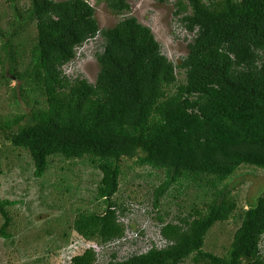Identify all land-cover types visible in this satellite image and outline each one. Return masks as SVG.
<instances>
[{
	"label": "trees",
	"instance_id": "16d2710c",
	"mask_svg": "<svg viewBox=\"0 0 264 264\" xmlns=\"http://www.w3.org/2000/svg\"><path fill=\"white\" fill-rule=\"evenodd\" d=\"M105 1L120 16L110 28H100L88 0H31L27 8L10 0L12 21L0 29V83L17 80L15 103H35L27 114L1 119L0 133L29 151L37 178L58 156L89 162L101 173L94 196L101 208H77L71 226L89 246L69 264H99L94 245L126 238L119 218L129 204L114 199L126 158L164 173L152 197L159 238L146 252L123 260L115 253L102 264H264V193L239 211L240 225L224 255L205 250L213 226L229 221L238 207L228 186H218L244 165L264 169V0H175V14L192 34L177 63L162 52L152 29L129 15L130 0ZM31 24L34 41L17 45ZM97 36L103 50L96 54V81L71 79L64 66ZM22 45L28 57L21 69ZM61 179L64 191L72 192L67 177ZM184 181L214 190L202 208L166 222L158 210L162 199L175 185L178 195L190 187ZM14 204L0 198L4 238Z\"/></svg>",
	"mask_w": 264,
	"mask_h": 264
},
{
	"label": "rangeland",
	"instance_id": "374dc122",
	"mask_svg": "<svg viewBox=\"0 0 264 264\" xmlns=\"http://www.w3.org/2000/svg\"><path fill=\"white\" fill-rule=\"evenodd\" d=\"M31 0H17L20 8H27ZM94 6L95 15L100 28L113 27L120 16L112 14L105 0H88ZM131 12L142 24L150 27L160 42L162 52L177 63L188 53V43L192 34L186 31L175 14V0L158 3L156 0H130ZM10 0H0V29L6 30L12 21ZM35 24L25 27L15 40L17 45L28 47L36 37ZM21 43V44H18ZM22 45L20 68L27 62L26 49ZM103 50L100 36L90 39L76 51V57L63 68L71 79L85 78L94 83L99 72L96 54ZM28 49L26 51V54ZM179 74L178 78H183ZM19 85L17 80L0 83V121L8 116L27 114L31 105L21 101L16 104L12 97V88ZM35 99L44 101L43 96L36 92ZM43 104V103H42ZM26 120L22 123L24 124ZM136 158L124 159L123 175L120 180L119 192L114 199L129 204L130 211L126 216L120 215V222L126 229V238L122 243L112 242L101 247L94 245L98 254V263L111 259L112 254L119 260L132 255L146 252L154 240L159 238L158 211L153 208V188L163 180L162 171L152 170L148 166L135 164ZM0 198L16 201L8 208L12 224L8 229L9 237L4 238L0 232V264H69L73 255L79 254L89 246L71 226L77 208L89 210L100 209L94 198L101 173L86 161H65L58 156L52 159L49 170L44 177L34 175V164L28 150L14 147L6 136L0 133ZM150 174V175H149ZM61 177H67L72 183V192L64 191L66 184ZM190 186L182 189L178 195V186L171 187L162 199L158 209L166 222L176 221L179 213H188L192 207L202 208L209 201L214 189L199 188L196 184L186 181ZM78 184V185H77ZM228 186L230 195L236 199L237 211L226 222L213 226L206 238L205 250L217 255H224L235 230L240 225L239 211L247 209L255 198L264 193V169L253 166L240 167L228 180L218 186ZM95 200V201H94ZM3 218L0 215V228ZM66 232V233H65ZM65 234H67L65 236ZM93 243H90L92 245ZM264 255V236L260 244ZM183 264H193L188 259Z\"/></svg>",
	"mask_w": 264,
	"mask_h": 264
},
{
	"label": "built area",
	"instance_id": "2783aa9c",
	"mask_svg": "<svg viewBox=\"0 0 264 264\" xmlns=\"http://www.w3.org/2000/svg\"><path fill=\"white\" fill-rule=\"evenodd\" d=\"M95 248V247H94Z\"/></svg>",
	"mask_w": 264,
	"mask_h": 264
},
{
	"label": "clouds",
	"instance_id": "9594fccd",
	"mask_svg": "<svg viewBox=\"0 0 264 264\" xmlns=\"http://www.w3.org/2000/svg\"><path fill=\"white\" fill-rule=\"evenodd\" d=\"M98 246V245H97Z\"/></svg>",
	"mask_w": 264,
	"mask_h": 264
}]
</instances>
